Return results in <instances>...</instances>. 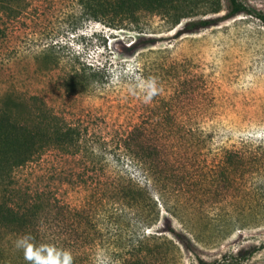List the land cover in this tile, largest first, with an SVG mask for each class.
Listing matches in <instances>:
<instances>
[{
  "label": "trees",
  "instance_id": "16d2710c",
  "mask_svg": "<svg viewBox=\"0 0 264 264\" xmlns=\"http://www.w3.org/2000/svg\"><path fill=\"white\" fill-rule=\"evenodd\" d=\"M26 2L0 0L3 23L17 19L26 9ZM78 2L89 19L128 22L139 29H144L141 25L145 19L158 17L163 32L179 28L175 38L253 14L240 0H228L229 10L223 17L218 16L221 0ZM259 18L264 22V16ZM138 64L154 104L165 103L174 90L186 86L187 76L174 81L170 76L152 78L146 73L142 57ZM172 67L180 69L176 64ZM104 83L105 74L88 66L75 74L69 85L73 91L84 92ZM32 101L30 105L12 93L0 97V264H50V252L53 259L59 253L61 262L63 253H69L71 264H96L100 256L107 264H179L182 252L191 254L198 264H222L220 260H205L202 247L219 245L235 231L262 222L264 208L250 215L240 213L237 207L230 208L220 211L212 222L208 211L220 210L221 197L239 190L240 173L244 177L254 165L259 170L264 168V142L244 150V155L235 149L226 150V162H219L222 152L211 150L212 140L195 127L177 123L169 110L150 109L148 118L142 112L138 122L120 127L110 140H97L91 139L87 128L67 122L46 101L36 96ZM107 150L127 156L139 178L107 170L109 159L105 153L102 156ZM50 153L83 165L80 171L74 165L66 168L69 170L62 165L57 171L61 180L84 192L79 204L62 202L56 189L42 184L44 176L30 178ZM163 211L184 228L179 232L169 227L175 239L153 232ZM21 243L32 245L40 258L25 259L24 247L18 246ZM259 249L253 247L252 254ZM231 255L236 261L242 259Z\"/></svg>",
  "mask_w": 264,
  "mask_h": 264
},
{
  "label": "rangeland",
  "instance_id": "374dc122",
  "mask_svg": "<svg viewBox=\"0 0 264 264\" xmlns=\"http://www.w3.org/2000/svg\"><path fill=\"white\" fill-rule=\"evenodd\" d=\"M221 1L218 16L223 17L229 2ZM240 1L252 15H239L199 33L175 38L179 28L163 32L158 17L145 19L141 25L144 29H139L128 22L89 19L78 0H27L17 19L8 24L0 19L4 33L0 37V97L12 93L32 105L36 96L67 122L87 128L91 139L97 140H110L120 127L138 122L142 112L148 118L150 109L169 110L177 123L195 127L212 140L211 150L222 152L219 162H226V150L235 149L244 155V150L264 142V22L259 18L264 16V0ZM140 57L149 77L170 76L174 81L187 76L186 86L174 90L165 103L154 104L149 100L153 96L150 87L138 70ZM173 64L180 69L175 71ZM88 66L101 70L106 83L89 91H73L71 78ZM103 153L109 159L107 170L139 178L127 156L109 150ZM65 159L59 153L44 156L30 178L44 176L42 184L56 189L62 202L79 204L84 192L61 180L57 171L62 165L65 170L74 165L80 171L83 165ZM210 161L214 164V159ZM241 175L239 190L221 197L220 210L208 211L210 222L230 208L237 207L248 215L264 208V168L259 170L254 165L244 177ZM171 226L184 232L183 226L163 211L153 232L175 239L168 231ZM263 246L264 216L259 226L249 225L219 245L202 247L201 255L222 264H264ZM253 247L260 249L252 254ZM231 254L239 255L241 261ZM179 260V264H198L187 252H182ZM96 264L107 261L100 256Z\"/></svg>",
  "mask_w": 264,
  "mask_h": 264
},
{
  "label": "clouds",
  "instance_id": "9594fccd",
  "mask_svg": "<svg viewBox=\"0 0 264 264\" xmlns=\"http://www.w3.org/2000/svg\"><path fill=\"white\" fill-rule=\"evenodd\" d=\"M18 246H23L25 250V259L27 260H33V259H39V251L34 250L32 245L30 244H24L21 243ZM59 253H57V257L55 259L52 258L51 252L49 253V260L50 264H71V256L69 253H63V261L61 262L59 260ZM45 264H48V261L45 262Z\"/></svg>",
  "mask_w": 264,
  "mask_h": 264
}]
</instances>
